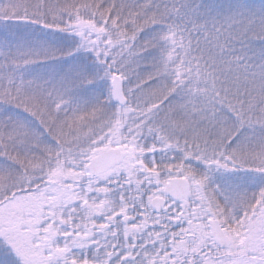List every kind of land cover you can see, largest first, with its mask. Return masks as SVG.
<instances>
[{"label":"snow or ice","instance_id":"6c2138e0","mask_svg":"<svg viewBox=\"0 0 264 264\" xmlns=\"http://www.w3.org/2000/svg\"><path fill=\"white\" fill-rule=\"evenodd\" d=\"M0 264H264V0H0Z\"/></svg>","mask_w":264,"mask_h":264}]
</instances>
